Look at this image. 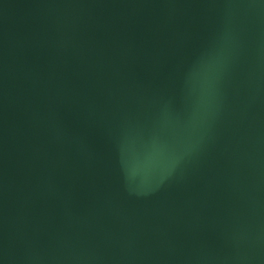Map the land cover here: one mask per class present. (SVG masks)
Returning <instances> with one entry per match:
<instances>
[{"label": "water", "instance_id": "95a60500", "mask_svg": "<svg viewBox=\"0 0 264 264\" xmlns=\"http://www.w3.org/2000/svg\"><path fill=\"white\" fill-rule=\"evenodd\" d=\"M0 264H264V0H0Z\"/></svg>", "mask_w": 264, "mask_h": 264}]
</instances>
